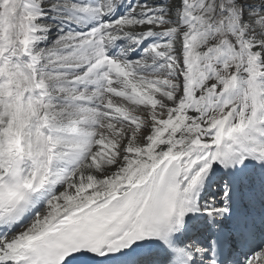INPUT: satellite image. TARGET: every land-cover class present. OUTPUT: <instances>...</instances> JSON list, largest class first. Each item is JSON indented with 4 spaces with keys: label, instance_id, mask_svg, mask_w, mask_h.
<instances>
[{
    "label": "snow or ice",
    "instance_id": "obj_1",
    "mask_svg": "<svg viewBox=\"0 0 264 264\" xmlns=\"http://www.w3.org/2000/svg\"><path fill=\"white\" fill-rule=\"evenodd\" d=\"M0 264H264V0H0Z\"/></svg>",
    "mask_w": 264,
    "mask_h": 264
}]
</instances>
